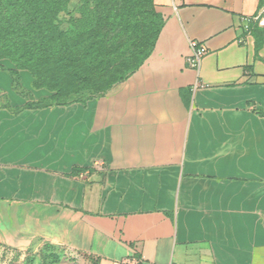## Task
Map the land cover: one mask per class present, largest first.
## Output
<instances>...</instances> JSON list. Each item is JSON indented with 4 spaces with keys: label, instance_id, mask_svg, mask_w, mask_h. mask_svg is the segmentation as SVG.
<instances>
[{
    "label": "crops",
    "instance_id": "0c3cea01",
    "mask_svg": "<svg viewBox=\"0 0 264 264\" xmlns=\"http://www.w3.org/2000/svg\"><path fill=\"white\" fill-rule=\"evenodd\" d=\"M261 0H154V51L106 95L49 98L0 68V245L95 264H264V64L243 19ZM209 53L191 65L192 43Z\"/></svg>",
    "mask_w": 264,
    "mask_h": 264
},
{
    "label": "trees",
    "instance_id": "16d2710c",
    "mask_svg": "<svg viewBox=\"0 0 264 264\" xmlns=\"http://www.w3.org/2000/svg\"><path fill=\"white\" fill-rule=\"evenodd\" d=\"M82 1L85 7L79 18L62 20L69 12V0H0V68L2 62H9L15 75L27 70L35 88L52 93L31 107L69 105L104 96L154 51L164 26L154 0L149 22L145 19L151 40L142 35V20L125 0ZM116 29L106 39L105 32L112 34ZM106 70L108 75H103ZM15 80L18 83V75ZM102 82L108 83L106 89H99Z\"/></svg>",
    "mask_w": 264,
    "mask_h": 264
},
{
    "label": "rangeland",
    "instance_id": "374dc122",
    "mask_svg": "<svg viewBox=\"0 0 264 264\" xmlns=\"http://www.w3.org/2000/svg\"><path fill=\"white\" fill-rule=\"evenodd\" d=\"M133 11L136 12L137 18L141 19L142 35L147 40H151L152 34L150 25L146 22L151 15L152 0H125ZM84 4L82 0H69V12L63 14L60 18L67 20L70 17L79 18L83 12ZM91 7H96L92 4ZM146 19V20H145ZM252 27L249 32L243 33L245 42L250 49L251 56L264 64V0H261L257 14L253 17ZM149 22V21H148ZM105 32L108 38L113 37L117 33ZM107 43V42H106ZM109 46V44H108ZM7 63V62H6ZM108 75V70L103 73ZM108 77V76H107ZM114 79L111 80V83ZM108 83H99V89H106ZM47 90V89H45ZM50 93H52L47 90ZM87 94V93H86ZM85 94V95H86ZM49 96V97H50ZM56 103L55 101H52ZM0 264H95L94 261L86 254L66 246H56L48 242L39 241L31 247L23 250H15L5 248L0 245Z\"/></svg>",
    "mask_w": 264,
    "mask_h": 264
},
{
    "label": "built area",
    "instance_id": "2783aa9c",
    "mask_svg": "<svg viewBox=\"0 0 264 264\" xmlns=\"http://www.w3.org/2000/svg\"><path fill=\"white\" fill-rule=\"evenodd\" d=\"M243 27L246 32L250 31V24L252 22L251 19L246 18L243 19ZM192 49H193V57L191 60V65L195 68H199L202 59L209 53L208 48L205 45L193 42L192 43ZM123 264H140V261L137 259H131V260H126Z\"/></svg>",
    "mask_w": 264,
    "mask_h": 264
}]
</instances>
